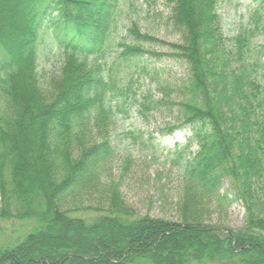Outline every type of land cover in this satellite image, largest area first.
<instances>
[{"label":"trees","instance_id":"16d2710c","mask_svg":"<svg viewBox=\"0 0 264 264\" xmlns=\"http://www.w3.org/2000/svg\"><path fill=\"white\" fill-rule=\"evenodd\" d=\"M23 2L18 37L0 28V219H19L27 228L0 244V264H264V86L256 75L264 44L254 61L248 54L254 34L264 31L261 9L251 28L227 38L219 0H169L171 24L182 34L181 43H169V55L189 71L179 123L169 130L189 127L198 145L178 153L186 213L172 222L137 214L117 188L104 212L82 215L63 206L110 152L106 133L115 112L128 113L130 86L111 68L102 71L120 0ZM46 32L62 62L49 89L38 71ZM154 41L133 21L117 43L115 63L164 55L144 46ZM140 104L155 105L147 98ZM91 124L103 139L88 145ZM227 178L231 191L222 194ZM215 199L242 201L245 226L203 222L205 203Z\"/></svg>","mask_w":264,"mask_h":264},{"label":"rangeland","instance_id":"374dc122","mask_svg":"<svg viewBox=\"0 0 264 264\" xmlns=\"http://www.w3.org/2000/svg\"><path fill=\"white\" fill-rule=\"evenodd\" d=\"M120 4L122 10L102 71L108 73L111 68L123 78L125 85L130 86L128 113L115 112L106 133L111 140L110 152L98 159L86 184L71 191L63 206L82 215L104 212L109 206L111 190L117 188L124 202L137 214L178 222L186 213L182 211V199L187 183L183 177L184 157L177 156L181 150H187L185 153L189 155L198 149V145L188 139L191 135L189 127L169 130L179 123L178 103L185 98L184 85L189 72L184 62L169 55L172 52L169 43H181L182 34L171 24L169 0H120ZM23 6V0L0 2V28L6 37H18L17 25ZM258 9L264 14L261 0H219L222 33L231 38L245 28H251ZM133 21L140 25L141 31L156 37V41L146 42L144 46L151 52L164 55L148 53L130 61L119 59L115 63L122 50L117 43ZM49 34L44 35L38 59L41 84L47 89L49 85L56 87L62 65L59 51L56 47L50 49L52 40ZM252 42L248 53L251 62L260 55L264 31L255 33ZM256 75L264 86V66H256ZM146 98L155 104L154 108L142 109L140 102ZM89 127L84 137L87 144L101 142L103 138L99 130L92 124ZM188 143L190 148L185 149ZM230 191V179L227 178L222 185V194ZM204 206L201 220L205 223L235 230L246 224V209L240 200L228 204L225 200L219 202L215 199ZM23 226L19 219H0V244L14 242L26 230L27 227L23 229Z\"/></svg>","mask_w":264,"mask_h":264}]
</instances>
